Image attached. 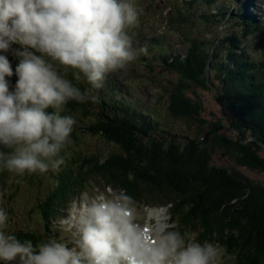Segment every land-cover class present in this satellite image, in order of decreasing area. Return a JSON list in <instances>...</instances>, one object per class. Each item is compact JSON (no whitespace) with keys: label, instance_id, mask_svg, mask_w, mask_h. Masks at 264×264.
<instances>
[{"label":"trees","instance_id":"trees-1","mask_svg":"<svg viewBox=\"0 0 264 264\" xmlns=\"http://www.w3.org/2000/svg\"><path fill=\"white\" fill-rule=\"evenodd\" d=\"M212 3L194 0L186 5L194 9ZM187 10L176 7L178 23L190 20ZM218 10L228 17L225 9ZM237 15L236 25L243 31L231 35L225 46L217 40L191 39L186 57L166 54L161 59L174 78L164 86L160 100L167 105L169 118L194 126L193 138L173 132L167 119L160 120L164 117L160 112L147 111L140 102L128 100L114 73L107 74L102 88L91 89L86 79L77 81L74 70L69 69L66 78L82 91L90 90L98 101H69L61 115L81 117L84 132L109 142L114 151L104 159L98 153L73 151L71 162L55 176V188L45 199L35 201L33 213L38 221L26 220L8 229L21 241L30 239L37 244L54 237L62 242L52 224L60 223L89 181L99 177L98 183L124 192L133 202L146 198L155 201L146 205L169 207V223L175 224L169 229L188 232L201 243L219 242L227 250L225 264H264V186L236 169L214 163L220 152L264 175V60L247 58L242 48L243 41L264 34V23L241 8ZM216 16H205V20L209 24ZM163 42L145 37V51L150 54L145 60ZM154 55L152 59L161 58V53ZM152 65L145 63L150 73L155 72ZM59 71L64 74L61 68ZM214 85H218L219 101L227 112L225 121H211L200 113L203 108L197 92ZM72 134L80 140L78 128ZM7 173L0 169V183L6 182ZM38 174H32L30 187Z\"/></svg>","mask_w":264,"mask_h":264},{"label":"clouds","instance_id":"clouds-1","mask_svg":"<svg viewBox=\"0 0 264 264\" xmlns=\"http://www.w3.org/2000/svg\"><path fill=\"white\" fill-rule=\"evenodd\" d=\"M137 24L132 0H0V169L18 176L60 169L76 123L61 111L69 101H98L66 78L68 70L102 88L107 74L145 51L128 34ZM143 219L161 229L150 239L123 192L82 205L62 221L78 234L69 247L54 237L21 241L0 208V264H225L219 242L164 228L163 218Z\"/></svg>","mask_w":264,"mask_h":264},{"label":"rangeland","instance_id":"rangeland-1","mask_svg":"<svg viewBox=\"0 0 264 264\" xmlns=\"http://www.w3.org/2000/svg\"><path fill=\"white\" fill-rule=\"evenodd\" d=\"M132 0L138 13V24L128 29V34L132 38L134 48L145 49V37L148 39H164L162 44L158 43L156 47L159 49L154 50L151 54L152 58H155L154 54H160V59H147L150 54L144 51L138 56V58L130 62L125 68L120 69L114 73V78L118 77L122 85V90L125 93V97L130 101L140 102V107L147 111H158L163 114L164 121L167 125L171 126L173 132L181 135V137H195L196 131L192 127L187 126L183 121H174L169 118L166 112V104L164 100H160L164 93V86L168 85V81L173 80L174 74L167 71L164 68V64L161 59L164 55L179 56L181 59L186 57L188 47L191 39H204L206 42H214L217 40L220 44L226 45L231 35L235 33H242V27L237 26L238 10L241 8L256 15V20L264 23V0H201L203 2L212 1L209 6L201 4L194 9H188L187 2L194 0ZM246 3L248 9H246ZM183 7L188 9L186 11L190 20L186 22L181 21L178 23L176 18V7ZM218 9H225L224 14H228V17L222 16ZM211 17L214 22L207 23L205 16L216 15ZM257 39V40H256ZM256 39H249L243 41L242 48L245 50V56L249 59H255L257 61L264 60V34L257 36ZM224 50V49H222ZM166 55V56H167ZM146 56V57H145ZM157 56V55H156ZM167 56V57H168ZM8 57L15 68L18 62L16 58L8 53ZM145 63H151L154 65V73H150V69L145 67ZM152 65V66H153ZM58 67V71H59ZM62 71H64L61 68ZM154 74V75H153ZM11 83L14 85L16 77L10 78ZM218 85H214L211 90H199L197 92L202 104L201 115L205 118H209L211 121L219 118L226 120L227 112L225 111L222 103L219 101L220 93L217 89ZM62 113V112H61ZM60 113V114H61ZM76 123L73 126V130H77L80 136V140L75 139L72 132L69 137V142L63 150L64 164L61 165L60 170H64L68 163L71 161L73 151H82L84 153H98V155L104 159L107 158L113 149V145L106 142L101 137L84 132L82 126L83 120L81 117L72 116ZM162 127V126H161ZM233 136L237 133L231 132ZM179 135V136H180ZM264 156V151H262ZM214 163L221 166H228L232 169H236L243 175L255 183L264 186V175L260 172H254L244 166H240L233 157L224 156L218 152L214 157ZM75 169H77L75 167ZM49 171L47 173H37L39 176L34 177V184L32 187L28 185L29 180L32 179V174L24 176H18L14 173L5 174V183H0V208L4 209L9 216L8 228L17 226L19 227L24 222H30L34 220L38 221V217L34 212L35 201L38 198H46L48 193L55 188L58 183L56 180L57 172ZM99 177L89 181L88 188H85L81 194L80 202L71 203L69 206V212H65L67 215L60 223L54 222L52 228L57 230L58 234H61L59 239L69 247L74 246V242L78 239V234L75 229L68 228L62 223L70 214H73L79 210L82 203L91 205L93 202L98 201L101 198L110 199L117 193L112 188L105 189L101 183H98ZM26 181V182H25ZM14 188V189H13ZM15 192V193H14ZM122 192H118L120 194ZM124 193V192H123ZM145 197V196H144ZM143 198V197H142ZM154 203L144 198L139 202H133L134 212L138 214V222L144 227L145 234L147 233L145 227H149L151 223H145L143 217L148 216L149 219L156 217L157 219L163 218L164 228L171 227L169 225L170 209L162 207H152V205H146ZM155 210L161 212V217L152 215ZM175 225L174 223H172ZM151 227L158 228V226L150 225Z\"/></svg>","mask_w":264,"mask_h":264},{"label":"bare ground","instance_id":"bare-ground-1","mask_svg":"<svg viewBox=\"0 0 264 264\" xmlns=\"http://www.w3.org/2000/svg\"><path fill=\"white\" fill-rule=\"evenodd\" d=\"M154 215H157V216L161 217V212L155 210L154 212H152V215L151 216H154ZM149 225H151V224H149ZM160 230L161 229L159 227L158 228H154V227L149 226L147 228V230H146V232H147L146 233V238L149 239L150 236H153L154 231H160Z\"/></svg>","mask_w":264,"mask_h":264}]
</instances>
